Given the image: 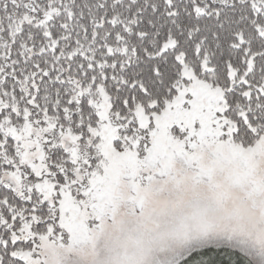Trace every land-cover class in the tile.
Listing matches in <instances>:
<instances>
[{
	"label": "snow or ice",
	"instance_id": "obj_1",
	"mask_svg": "<svg viewBox=\"0 0 264 264\" xmlns=\"http://www.w3.org/2000/svg\"><path fill=\"white\" fill-rule=\"evenodd\" d=\"M0 264H264V0H0Z\"/></svg>",
	"mask_w": 264,
	"mask_h": 264
}]
</instances>
